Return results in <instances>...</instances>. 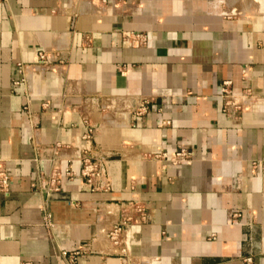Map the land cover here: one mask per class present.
Masks as SVG:
<instances>
[{
  "label": "crops",
  "instance_id": "1",
  "mask_svg": "<svg viewBox=\"0 0 264 264\" xmlns=\"http://www.w3.org/2000/svg\"><path fill=\"white\" fill-rule=\"evenodd\" d=\"M38 49L62 60L32 65ZM222 80L251 103L225 107ZM262 162L264 0H0V264H264Z\"/></svg>",
  "mask_w": 264,
  "mask_h": 264
},
{
  "label": "built area",
  "instance_id": "2",
  "mask_svg": "<svg viewBox=\"0 0 264 264\" xmlns=\"http://www.w3.org/2000/svg\"><path fill=\"white\" fill-rule=\"evenodd\" d=\"M126 39H130V41L137 43L143 42L145 37L143 34L138 32H128L124 36ZM55 60L61 61L56 52H51L44 49H38L35 52V61L31 63L32 65L39 66H47L50 65ZM29 63H24L22 61L16 62V77L12 79V85L19 84L24 80L25 72L27 66L31 65ZM220 93L224 99V106H230L233 110H239L244 105H248L251 103V95L248 91L234 92L230 86V80H222L220 86ZM146 102L142 100L140 104H138L137 112H141L145 110ZM191 151L179 147L178 149L172 150L168 156L164 153L155 154L154 157L157 159H168L172 162H184L190 158ZM81 166L77 172L78 175L84 177L85 182L88 184L91 190L97 189H107L109 187V177L106 172V168L101 161L90 160L87 156L82 155L80 157ZM262 165L264 162L261 163ZM76 175V173L69 168H65L63 171L53 170L48 173L46 176L40 175V187L44 190L45 193H49L55 190H58L63 178H69ZM10 174L0 165V191L7 192L10 186ZM134 208L140 213V220L144 218L143 208L139 205H134ZM129 217L126 215H121L109 230V235L114 237V235L119 231L122 225H124L128 221ZM50 222V214L48 211L44 210L43 214V223L49 224ZM86 248V247H84ZM83 248V249H84ZM82 249V248H79ZM79 249L73 250H60L61 255L68 256V264H74V257L79 252ZM20 264H32L31 260H23Z\"/></svg>",
  "mask_w": 264,
  "mask_h": 264
}]
</instances>
